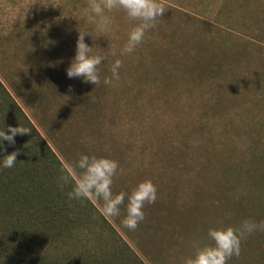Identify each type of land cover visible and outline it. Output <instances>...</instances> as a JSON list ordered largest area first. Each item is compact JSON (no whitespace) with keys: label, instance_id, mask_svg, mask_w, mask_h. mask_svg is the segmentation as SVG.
I'll return each mask as SVG.
<instances>
[{"label":"rangeland","instance_id":"1","mask_svg":"<svg viewBox=\"0 0 264 264\" xmlns=\"http://www.w3.org/2000/svg\"><path fill=\"white\" fill-rule=\"evenodd\" d=\"M162 2L167 10L128 55L119 53L133 25L113 14L112 34L94 44L109 53L94 86L66 74L87 0H0V128L32 129L4 141V153L18 151L55 200L46 210L35 191L31 212L16 207L19 229L50 244L35 251L40 260L181 264L209 227L264 222V0ZM115 59L120 80L108 86ZM79 153L118 161L114 192L153 181L156 202L135 230L122 226L123 208L106 219L59 186L61 163ZM228 264H264V231Z\"/></svg>","mask_w":264,"mask_h":264},{"label":"clouds","instance_id":"2","mask_svg":"<svg viewBox=\"0 0 264 264\" xmlns=\"http://www.w3.org/2000/svg\"><path fill=\"white\" fill-rule=\"evenodd\" d=\"M166 10L162 0H87L82 14L86 25L76 26L75 54L66 68L67 76L70 79L80 78L82 82L94 86L101 83L100 66L108 60L109 53L94 51V44L97 38L112 34L114 13L122 12L133 25L120 49L119 54L123 56L132 54L143 43L146 33L155 28L157 19ZM67 16L78 22L77 15ZM86 36L92 39L91 45L85 42ZM121 67L120 59L112 61L111 75L104 76L103 83L111 86L114 81H119ZM31 131L19 123L17 126L4 125L0 128V150L5 147L4 141L15 144L17 135L29 134ZM17 155L18 151H12L0 157V169L13 168ZM119 171L118 161L108 155L79 153L74 160L61 163L57 182L61 188L69 189V199L98 205L100 214L106 219L120 217L123 208L122 226L135 230L145 219V205L156 202L157 188L151 179H144L130 191L114 192V181ZM256 231H264V222L245 219L237 226L218 223L207 229L205 239L194 244V252L184 257L181 264H228L234 256H240L243 239Z\"/></svg>","mask_w":264,"mask_h":264},{"label":"trees","instance_id":"3","mask_svg":"<svg viewBox=\"0 0 264 264\" xmlns=\"http://www.w3.org/2000/svg\"><path fill=\"white\" fill-rule=\"evenodd\" d=\"M0 151L6 155L5 147ZM17 157L21 161V157L19 155ZM18 160L13 168L3 169V175L0 174V200H3V205L0 204V218L4 216L2 220L0 219V264H58L55 260L50 261L45 258L40 260V257L34 254L35 251L39 254V251L47 250L49 242H36L37 239L30 237L29 229L26 227L23 228L24 230L19 229L21 226H18L16 207L23 206L26 213L31 212L30 193L37 192V198L44 204L46 210H50L55 200H48V189H43V185L33 176L34 170L23 168L24 166H21ZM55 211L57 210H53L52 213ZM41 239L44 238L41 237Z\"/></svg>","mask_w":264,"mask_h":264}]
</instances>
